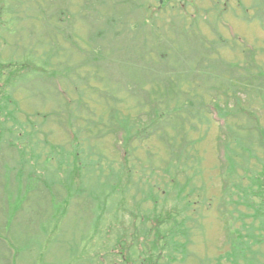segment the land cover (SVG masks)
I'll return each mask as SVG.
<instances>
[{
	"label": "rangeland",
	"instance_id": "1",
	"mask_svg": "<svg viewBox=\"0 0 264 264\" xmlns=\"http://www.w3.org/2000/svg\"><path fill=\"white\" fill-rule=\"evenodd\" d=\"M165 1H3L10 9L0 21V63L16 65L0 80V264H127L129 256L130 264H142L157 236L165 256L156 264H264V194L257 186L264 183V103L247 90L261 88L264 97V0ZM234 78L236 92L227 88ZM234 95L246 107L235 116L224 119L210 108L213 99L236 108ZM78 97L81 103L67 107ZM152 101L169 114L143 131L146 137L135 134L130 147L138 148L140 164L157 168L153 184L165 187H157L156 200L146 197L143 208L162 213L163 205L165 211L176 205L183 215L162 224L163 234L150 231L153 222L132 218L149 236L137 239L132 226L122 257L123 243L108 247L103 230L115 216L118 223L125 217H101L93 196L106 187L86 169L72 180L61 161L45 163L53 154L46 141L56 139L66 151L78 134L89 140L85 146L100 145L117 161L127 131L111 127L115 107L135 132L155 114ZM17 105L33 115L24 118L26 130L34 123L48 133L32 140L42 163L20 148L12 124ZM184 156L194 164H182ZM172 176L190 185L189 205L167 194ZM109 235L113 244L118 236Z\"/></svg>",
	"mask_w": 264,
	"mask_h": 264
},
{
	"label": "trees",
	"instance_id": "2",
	"mask_svg": "<svg viewBox=\"0 0 264 264\" xmlns=\"http://www.w3.org/2000/svg\"><path fill=\"white\" fill-rule=\"evenodd\" d=\"M3 1L0 0L1 3H4ZM167 1H165V3H167ZM7 8L10 9V7L7 4H5V5L0 4V21H2V22L4 21V16H5L4 14L9 15V13H7V12L4 13ZM1 27H2V25L0 26V28ZM9 29H10V27H9ZM0 35H1V32H0ZM15 65H16V63H14V62H10L8 64L0 63V67H1L0 68V80L2 79V76L4 75L6 69H8V68L12 69V66H15ZM229 65H230V67H232V65H234V64H229ZM14 71H17V70H14ZM206 72L208 73V71H206ZM210 74H212V73H210ZM242 75H244V76L250 75V72H247V75L246 74H242ZM250 76H252V75H250ZM254 77H256V76H254ZM236 79H238V78H236ZM236 82H235V78L230 79L229 80L230 85H227V88L232 89L233 90L232 92H236L235 91L236 87H234L237 85ZM176 89H181V87L177 86ZM247 90L249 91V95L253 97V100L255 99L257 101L260 99V101H262L264 103V97H261L260 96L261 93H259L260 91L262 92L261 88L252 87V88H248ZM232 92H228V93L226 91L224 92L226 94L225 95L227 98L226 100H229L230 98H232ZM1 95H2V93L0 92V97H1ZM2 97H4L2 99L7 100L6 96H2ZM203 97L204 96H202L201 98H203ZM236 97H237V99H235V95H234L235 104L237 106L236 108L233 106L231 108L228 104L229 101H226L225 106H222L218 101L215 102L214 99L212 100L211 103H209V105L211 104L210 108L213 107L214 111H216L221 116H223L224 119L229 118L231 116L233 117V116H235V113L237 114V112L241 110L240 108H242V110L246 109V107L241 105L243 99L241 97H238V96H236ZM10 101L13 103L12 99H10ZM75 101L81 103L83 100H82V97H80V98L78 97L76 100L70 99V101L67 103V107L69 106V104L75 103ZM244 101H247V100H244ZM152 102L153 103H151L150 105L154 106V101H152ZM155 102H158V104H160L159 100H155ZM205 103L206 102L204 100H201L199 102V104L201 106L205 105ZM188 104L190 106L195 105V103L193 101H188ZM251 104H252V102H251ZM103 106H105V105H103ZM3 107L4 106L0 104V113L4 112ZM166 108H169V105L166 106ZM15 109L17 111L16 112L17 118L15 117L14 118L15 120L13 119L12 124L16 126V129L17 128L19 129V131H17V136L20 137V148H22V150L24 152L26 151L27 153L30 154L32 161L36 162V159H33V158L37 157L39 160H41L40 162L42 163V154H35V148L34 147H35V145L37 146V144L35 142H33L32 140L38 139L39 137L37 135L45 134L47 136L48 133L45 131L38 130L36 124H34L32 122H31L32 123L31 129L26 130V127L28 126L27 125L28 122H25L24 118H26L30 121V119L33 115L29 114V112H26L25 110H22L21 108H18V105L15 107ZM116 109H119V108L115 107V110ZM238 109H240V110H238ZM115 110L113 112L115 119H113V117H112L113 121H110L111 127L116 128L117 126H119V128L122 127L125 131H127V134L124 136L123 145L120 146L121 151H122V153H121L122 155L121 156L119 155V158H120L119 160H117V161L111 160L110 157H108L100 149V145L96 146L95 150L90 145L85 146V145H87V143L90 144L89 140L86 137H84L81 140V137H79V135L76 134V135H74V137L72 139H71V137H69V142L71 145H70V147L67 148L66 151L64 149H61V146H62L61 144L54 143V141H56V139L54 141H52V143H50L47 140L46 144H48V146H50V152H53V154L51 156H47V158L45 159V163L50 162V160L51 161L52 160L61 161L62 166L67 165V167L69 168V171H67V176L71 177L72 180H75V178H78L79 175L81 174V172H82V177H83V171L86 169L87 172H91L92 177L94 179H96V178L99 179L98 187H100V183H101L100 181H102V190L105 187L106 188L102 191V193H100V195H98L97 192H95V195H93L96 197V201H98L101 204V209H102L101 217L104 214H108V213L109 214L111 213L112 215H117V216L122 215L125 217L124 223H121V222L118 223L119 218L116 216L114 217V222L113 221L110 222L111 224H114V223L116 224V226H117L116 230H114V228H113V226H111V224H108L107 229H109V231H105L103 229L102 230L104 231V233L108 232L107 237H105V239H107V242L110 244L108 247H114V245L116 246V244L121 245L123 243V247L121 246L123 249V250L121 249V256L124 257V256H126V251H127V248H126V246H124V244L125 243L127 244V238L126 237H127V235L131 234L130 232L132 231V226L135 228V233H136L135 237H137V239H140L141 237L146 235V234H143L144 231H139V228L141 225H138L136 223L131 222L132 218L136 219L137 221H139V219H140V221L143 225L148 223V221H151L153 223H151L152 226L150 227V231L154 230V232H155V230H157V232L162 233V231H161L162 224L169 223V221L176 219L177 215H183V213H179L178 212L179 209H175L177 207L176 205L173 207L171 206L170 209L167 211H165V205H163L162 209L164 212H162V213L155 211L156 209L153 210V211H155V213H153V211L152 212L149 211V208L148 209L143 208V201H145L144 199H147L148 197H150V198H153L156 200L157 198L155 196L158 194L157 187L160 188V185L162 186L163 184H160V185H157V184L154 185L153 184V180L156 178V175L158 173L157 168L153 167L151 165L144 164V163L140 164L137 161L138 159H136V158H138V156L135 158V156H136L135 154H138L137 152H139L138 148H132L131 149V147H130L131 142L135 138V134H136V137L140 136V139H142L141 137H146L149 133L145 134L142 132L143 131H149V127L153 126L155 123L159 124L160 120L163 119L167 114H169V110L168 109L160 110L159 105L154 106L152 110L154 111L155 114H152V113L149 114L150 117H149L148 126L146 128L143 127V128L136 129L135 132H132V128H131L132 126H131L130 118L125 117V118H122L119 120L120 113H116ZM250 111H253V110H250ZM70 112H72V111H70ZM120 112H121V110H120ZM254 112H256V110H254ZM58 113L62 116L64 115L62 112H58ZM1 115H4V114H1ZM50 115H52V113H47V116H50ZM47 116H43V117H47ZM34 122L37 123L36 121H34ZM71 123H70V125H72ZM70 125L68 126L69 129H71ZM107 125H110L109 122ZM91 127H92V125L90 124L88 126H85L84 129L85 128H91ZM113 131H115V130H113ZM260 132H261L262 138L259 140H260V142H262L264 144V128L260 129ZM110 133H113V132H110ZM110 133H108V134H110ZM50 136H51V134H50ZM53 137H56V135L54 133H53ZM98 138H100V136H98ZM26 140H28V141H26ZM239 143L240 142H238V144ZM188 146H189V144H188ZM226 149H227L226 152H227V156H228L229 160H231L233 162V159L230 156L228 144H226ZM83 153H85V154H83ZM254 153H255V150H253L252 155ZM97 154L98 155L100 154V155L97 156ZM64 155L69 156L65 159L66 163H64L63 159H61L62 156H64ZM184 157L180 158V162L182 164H191V165L194 164L188 160V156H184ZM181 160H183V161H181ZM65 170H68V169L66 168ZM171 179L174 182L173 187H172L174 191L173 190L167 191V194H171L172 192H174L172 197L176 198L175 201L173 200L175 204L178 203L179 201H181V203L184 202V203H187L189 205L190 198H189L188 194H185V192L187 190L186 188L190 187V185L185 183L184 185L180 186L178 184L177 178L175 176H172ZM61 185H62V187L65 188V190H67L64 184H61ZM71 186H72L71 183L70 184L68 183V185H67L68 190H70ZM257 186H258V188H260V191L258 190V192L260 194H264V183H261L260 185H257ZM98 189H100V188H98ZM254 189H255V187L251 186V190H254ZM68 190H67V192H68ZM70 193H72V192H70ZM70 193H69L68 197L67 196L64 197V199L67 201V206L72 202V200H71L72 195ZM90 193L91 192L86 193L87 196L93 194V193L92 194H90ZM82 194H85V193H82ZM137 194H141V196H140L141 198L139 199V201L136 199ZM154 194H156V195H154ZM92 212H93V210H90V213H92ZM151 213H153V215ZM127 217L130 218V221H128ZM185 219L188 220L189 217L186 216ZM193 219L195 220L196 218H193ZM126 221H127V223H126ZM118 225H120V226H118ZM113 232H116V236H118V239L116 238L115 239L116 243L114 242L112 244V243H110L112 241V239H111V236L109 234L110 233L113 234ZM148 236H145L144 238H147ZM153 241H154L153 243L155 245H153V247L148 249V254L146 253L144 255V260L147 263L142 262V264H156L158 262V260H160V258L163 257V255H164V253L161 252L163 247L159 246V249H158V243L160 244V242H161V240L158 239V236ZM129 249L130 248L128 246V250ZM238 256H241V255L239 254ZM233 257H236V256H233ZM125 261L127 264H130L129 263L131 261L130 256L127 259H125ZM132 264H134L133 261H132ZM135 264H137V263H135Z\"/></svg>",
	"mask_w": 264,
	"mask_h": 264
}]
</instances>
